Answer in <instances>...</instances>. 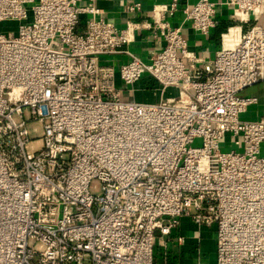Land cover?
<instances>
[{
    "label": "built area",
    "instance_id": "built-area-1",
    "mask_svg": "<svg viewBox=\"0 0 264 264\" xmlns=\"http://www.w3.org/2000/svg\"><path fill=\"white\" fill-rule=\"evenodd\" d=\"M89 2L0 0V264H157L156 234L167 249L182 219L216 225L215 264H264V112L240 119L257 103L240 93L264 82V0L226 1L234 25L203 71L167 19L209 35L216 2L168 0L124 29ZM143 27L164 43L149 60L129 50ZM145 77L182 95L122 101L119 83Z\"/></svg>",
    "mask_w": 264,
    "mask_h": 264
},
{
    "label": "crops",
    "instance_id": "crops-1",
    "mask_svg": "<svg viewBox=\"0 0 264 264\" xmlns=\"http://www.w3.org/2000/svg\"><path fill=\"white\" fill-rule=\"evenodd\" d=\"M167 1L168 0H95V7L101 11V16L104 19L112 22L118 29H124L129 23L140 25L152 24L153 19L150 14L154 6L161 5ZM212 1L217 3L218 9L215 17L216 26L209 35L198 33L190 23L184 22L185 17L181 11H178L173 17L167 19L172 27H180L182 29V35L188 42L189 52L196 61L195 63H190V61L187 60L186 64L189 66L191 65V68L194 71H203L206 65H209L214 61L221 47L222 36L234 25L233 9L226 5L227 0ZM89 3V0H78L79 5L86 6ZM135 4H140L141 9L138 11H129L128 8ZM87 19V16L81 19L77 27V33H85ZM256 24L264 28V13L260 16ZM163 46V41L159 37H156L152 30L143 27L136 31L135 41L130 46L129 50L135 56L149 60L151 54L160 50ZM129 60L130 58L127 55H116L107 57L105 62L113 64L116 68H119ZM119 86L123 91L122 93L124 97H130V95L134 98L135 96H150L161 100L175 99L181 93L175 88H168L163 91L161 85L151 77H145L130 88L124 87L121 83H119ZM240 95L257 99V103L249 106L247 111L240 116V119L247 122L257 121L264 112V82L243 90ZM189 221L190 219H182L181 228L176 231L169 240L167 249H164L165 252L169 253H167V256L163 257L164 263L184 264L182 263L181 249L190 240V237L188 236L189 231H187V224L194 226L192 222ZM185 222L187 223L185 224ZM178 235L185 238L184 243L181 246L177 245L174 241V237H177ZM200 244L202 245V240L200 241ZM214 253L215 264L217 245L215 246Z\"/></svg>",
    "mask_w": 264,
    "mask_h": 264
},
{
    "label": "rangeland",
    "instance_id": "rangeland-1",
    "mask_svg": "<svg viewBox=\"0 0 264 264\" xmlns=\"http://www.w3.org/2000/svg\"><path fill=\"white\" fill-rule=\"evenodd\" d=\"M180 92V91H179ZM180 95H182L180 93ZM180 95L177 98H180ZM136 102H141V103H158L160 100L156 99V97H137L135 98L130 95V97H122V101L124 102H130V101H135ZM28 129L30 131V136L33 139L38 140L35 142L33 145H31L30 150L31 151H36L41 148V142L39 141L42 132H43V127L40 123L38 122H30L28 124ZM195 146H200L201 142L197 140L194 144ZM234 146L231 144V137L230 135H227L226 137V143L225 145L222 146V151L228 152L231 150H234ZM237 151H242V150H237ZM262 156H264V145L262 146ZM94 186H97L96 188H92L91 190L94 193H99V184L97 182L94 183ZM190 222V221H189ZM187 222H185L186 224ZM187 231H189L188 236L190 237L189 241L184 245V247L181 249L182 252V263L184 264H198L199 262L203 264H214V249L215 246L217 245V238H216V233H217V227L216 225L212 226L211 228H206L203 227L201 229L196 228L195 226H192L190 224H187ZM200 235V238L202 240V245L200 242L197 240V236ZM156 237L158 238V243L157 247L155 249L156 254L159 252V247H161V242L159 239V234H156ZM168 239V238H166ZM184 243V242H183ZM183 245V244H182ZM181 246V245H180ZM201 246V247H200ZM163 249V248H162ZM201 250V251H200ZM204 252V253H203ZM203 253V257H202ZM161 260L159 259V262Z\"/></svg>",
    "mask_w": 264,
    "mask_h": 264
},
{
    "label": "trees",
    "instance_id": "trees-1",
    "mask_svg": "<svg viewBox=\"0 0 264 264\" xmlns=\"http://www.w3.org/2000/svg\"><path fill=\"white\" fill-rule=\"evenodd\" d=\"M158 250H159L158 254H155L156 255V263L157 264H161V263H163V257L167 256L168 252H165L164 249H162V247H159ZM159 259L161 260L160 262H159Z\"/></svg>",
    "mask_w": 264,
    "mask_h": 264
}]
</instances>
